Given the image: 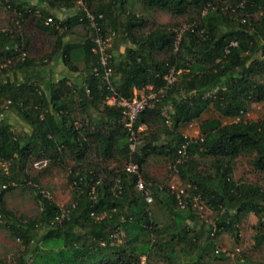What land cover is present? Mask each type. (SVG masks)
Returning a JSON list of instances; mask_svg holds the SVG:
<instances>
[{"label":"trees","instance_id":"1","mask_svg":"<svg viewBox=\"0 0 264 264\" xmlns=\"http://www.w3.org/2000/svg\"><path fill=\"white\" fill-rule=\"evenodd\" d=\"M46 1L75 14L60 20L27 1L0 0V11L15 15L14 27L0 30V76L41 72L60 57L84 79L45 86L28 78L0 81V227L23 246L0 264H207L225 260L215 240L229 233L239 241L240 224L251 215L261 250L264 186L236 180L234 172L247 159L252 171L264 174V117L247 118L253 104L264 103V0H90L91 12L103 15L97 20L103 36L125 46L115 57L111 45V85L101 68L94 73L100 67L96 30L76 0ZM156 12L189 27L180 41L182 25L158 23L150 17ZM78 28L83 38L74 45L68 39ZM45 35L50 51L41 53L35 44ZM173 71L180 74L168 84ZM149 87L165 93L138 116L135 129L145 130L131 152L125 109L106 101L131 100ZM211 108L216 117L203 120ZM7 114L28 131L15 128ZM193 122L199 134L186 138ZM190 140L188 158L179 164ZM39 161L47 166L36 174L30 167ZM152 161L167 168L164 181L152 175ZM130 162L138 165L145 191L137 190L139 175L126 171ZM51 166L68 174L72 197L64 208L40 187ZM172 176L186 187L185 208L177 199L182 189L169 185ZM21 187L35 194L34 218L7 206L6 195ZM241 256L238 264H253Z\"/></svg>","mask_w":264,"mask_h":264},{"label":"rangeland","instance_id":"2","mask_svg":"<svg viewBox=\"0 0 264 264\" xmlns=\"http://www.w3.org/2000/svg\"><path fill=\"white\" fill-rule=\"evenodd\" d=\"M151 19L166 25H178L184 24L181 20H175L170 15L156 12L150 15ZM183 26V25H182ZM44 43H41V47ZM12 114H8L10 117ZM217 113L211 108L203 120L215 118ZM264 117V103L253 104L249 111L247 118L249 120H259ZM12 120L14 117L11 118ZM16 119H14V122ZM12 121V123H14ZM229 123V121H226ZM18 124V123H17ZM80 125V124H79ZM78 125V127H79ZM21 132H27L26 126H17ZM199 131V122H193L185 130L184 135L188 137H197ZM72 164V161H69ZM150 171L152 175L159 182L164 181L166 176H168V171L165 165L159 164L156 161H152L150 164ZM32 172L38 173L41 169H36L35 167H30ZM173 177V178H172ZM169 181V185L175 186L178 189L186 190V187L180 185L176 176H172ZM234 177L236 180L243 179L250 183H259L264 186V174L252 171L247 159H241L236 162ZM41 190L46 191L51 199L58 203L62 208L66 207L72 197V189L68 185V174L66 170L62 167L51 166L48 174L41 181ZM30 187V185H28ZM35 194L31 193L28 189L16 188L15 191L9 192L6 197V203L8 208L13 211L18 217L34 218L39 213V204L35 200ZM205 220L209 219L210 212L205 209L202 213ZM257 224V218L254 216H248L240 224V240L236 239L229 233H221L219 237L215 240L220 254H225V260H214L207 259V264H238V259H242V254L250 259L253 264H264V246L261 250L255 249L254 246V234L255 225ZM23 250V246L18 240L12 239L8 232L0 227V260H6L8 262L13 261L15 256ZM219 254V255H220ZM242 262V261H241ZM240 262V263H241Z\"/></svg>","mask_w":264,"mask_h":264},{"label":"built area","instance_id":"3","mask_svg":"<svg viewBox=\"0 0 264 264\" xmlns=\"http://www.w3.org/2000/svg\"><path fill=\"white\" fill-rule=\"evenodd\" d=\"M90 0H76V8L79 12H82L93 28L96 30L95 37L93 38V52L94 54L99 56V64L100 67L94 70L95 75L100 74V68L103 70V79L111 85V77L113 75V69L111 67V61L113 58V54L110 52L111 48V43H112V36L109 37H104L103 34L101 33V28L97 24L98 18L101 19L103 18V15H94L91 10H90ZM52 23V20L49 19L47 21V25ZM189 27L183 25L182 28H179L176 30L177 32V40L180 41L182 38L183 33L188 30ZM231 47H236L237 43L233 42L230 45ZM228 52V50H227ZM180 74V71H173L171 75L166 76L165 80L168 82V84H173L176 81L177 75ZM217 92V89L215 90ZM165 90H159L156 91L152 87H149L146 92L141 94L140 96L136 94L134 99L127 100V99H121L118 100L116 96L109 97L106 101L108 105H116L119 107H122L125 109V115L127 116V123H126V128L129 131V141H130V149L131 152H134L136 150V143L139 139V134L142 133L145 130V127L143 125L139 126L137 129H135L136 123L138 116L144 112L147 108H153L155 107L156 103L160 100V98L164 95ZM210 95V93L208 94ZM162 116L166 118L167 122L170 124L171 123V117L169 115L168 110H164L162 113ZM199 134V131H198ZM186 138H188L186 136ZM193 139V138H191ZM192 142V140L187 141L186 144L182 146L180 149L179 153L181 155V158L179 160V164H182L184 161L187 160L188 154H187V149L188 145ZM47 166L46 161H39L34 164V167L36 169H42ZM126 171L130 174H137L139 175V180L137 182V190L138 191H145V186L143 183V179L141 174H139V167L137 164L134 162H130L126 166ZM173 190L176 188L174 186L171 187ZM185 190H179V193L177 194V199L179 200L178 203L182 208H185L189 201H187V195L185 194ZM47 196V194L45 195ZM147 201L149 203L153 202V197L150 195H147Z\"/></svg>","mask_w":264,"mask_h":264},{"label":"crops","instance_id":"4","mask_svg":"<svg viewBox=\"0 0 264 264\" xmlns=\"http://www.w3.org/2000/svg\"><path fill=\"white\" fill-rule=\"evenodd\" d=\"M18 1H21V4L27 1L28 4H30L33 7L38 8L39 10L40 9L49 10L56 18L60 20L72 17L75 14V9L65 10V9H60V8H51V6L46 0H18ZM14 18H15L14 14L8 13L5 10H1L0 11V30H7L11 27H14L12 26L13 21L15 20ZM82 38L83 36L80 35V30L78 28L77 30H75V33L69 37L68 40L72 42V44L74 45H80L82 42ZM48 41L50 42V39L48 38V36L45 35V36L40 37V40L37 42L38 44L36 45L34 43L35 49L36 50L39 49L41 53H46L48 52V50L50 51V47L48 46L49 44ZM41 43H44L43 47H41ZM124 49H125V46L121 39L114 40L112 44V51L115 57H120L123 54ZM39 51L36 53H39ZM74 65H77V64H74ZM80 65L81 63L80 64L78 63L77 66L79 67ZM27 78L31 80H40L42 86H45L51 80L58 82L61 79L67 78L71 82L79 83L81 82V80L84 79L82 74L77 73V72H71L69 68H67V66L64 64L62 59L59 57L56 61L51 62L50 66H48L47 68H42L41 72L33 71V70L29 71L27 74H22L21 72L19 73L11 72L8 75L0 76V81H4L7 79H10V80L19 79L20 81L21 80L24 81ZM136 94H139V93L136 92ZM5 117L8 118L10 123H12V121L14 122V119H16V121L12 123L14 124L15 128H17L18 124L20 125L22 123L17 119V117L14 114H12L10 117H8V114H7L5 115ZM12 117H14L13 120L11 119ZM1 118L2 117H0V119ZM21 126H25V125L21 124ZM26 128L28 129L27 126Z\"/></svg>","mask_w":264,"mask_h":264}]
</instances>
